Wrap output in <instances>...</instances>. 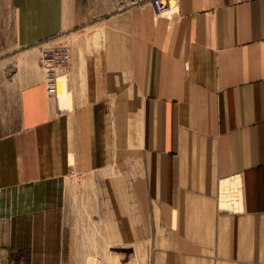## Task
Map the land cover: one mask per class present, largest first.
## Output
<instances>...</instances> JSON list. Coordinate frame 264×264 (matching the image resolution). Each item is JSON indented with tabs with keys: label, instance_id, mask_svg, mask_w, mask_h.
<instances>
[{
	"label": "crops",
	"instance_id": "1",
	"mask_svg": "<svg viewBox=\"0 0 264 264\" xmlns=\"http://www.w3.org/2000/svg\"><path fill=\"white\" fill-rule=\"evenodd\" d=\"M175 1L157 16L0 0V56L71 53L56 90L0 74V123L13 87L18 106L0 136V264H76L72 176L107 193L100 218L131 264H264V0Z\"/></svg>",
	"mask_w": 264,
	"mask_h": 264
},
{
	"label": "rangeland",
	"instance_id": "2",
	"mask_svg": "<svg viewBox=\"0 0 264 264\" xmlns=\"http://www.w3.org/2000/svg\"><path fill=\"white\" fill-rule=\"evenodd\" d=\"M64 45V44H63ZM70 49V48H69ZM70 53V50H69ZM36 55H28L26 61L10 58L4 54L0 56V74L3 77H11L14 72L20 71L22 68L25 72L33 76L37 71L43 72L45 76L46 90H50L48 85L54 86L57 89V82L55 81L56 74L66 72L68 75L71 71V53L68 63L61 64L54 72L49 70L47 72L45 67L41 65L40 57L35 50ZM63 78V77H62ZM1 83V82H0ZM67 88V82L64 83ZM1 87V84H0ZM16 89L12 88L11 104L7 105V114L0 123V136L14 131L18 127V106L16 102ZM52 95L55 92H49ZM9 100V98H7ZM9 102V101H7ZM1 120V117H0ZM68 197L75 206L72 209L73 216L71 218V246L76 264H131V256L128 250L127 242L125 245L118 244L115 237V225L112 222H107L106 217L100 218V215L105 214L103 209L106 206L107 193H102L100 186L95 185L94 182L86 183L85 178H78L72 176L68 179ZM68 201V198H67ZM68 203V202H67ZM4 225H0V232L4 235ZM124 246V247H122ZM92 254L94 256H87L85 254Z\"/></svg>",
	"mask_w": 264,
	"mask_h": 264
},
{
	"label": "built area",
	"instance_id": "3",
	"mask_svg": "<svg viewBox=\"0 0 264 264\" xmlns=\"http://www.w3.org/2000/svg\"><path fill=\"white\" fill-rule=\"evenodd\" d=\"M111 2L116 11H125L133 7L149 5L154 8L157 16L163 15L165 12L173 8L176 3L175 0H111ZM39 57L41 65L47 69V72H50L49 70L55 72V69H58L61 64L69 62L70 53L68 46L66 45L51 44L40 50ZM237 196V192L234 190L227 193V206L233 207L237 200Z\"/></svg>",
	"mask_w": 264,
	"mask_h": 264
},
{
	"label": "bare ground",
	"instance_id": "4",
	"mask_svg": "<svg viewBox=\"0 0 264 264\" xmlns=\"http://www.w3.org/2000/svg\"><path fill=\"white\" fill-rule=\"evenodd\" d=\"M165 14V13H164ZM163 14V15H164ZM45 70L47 71V69L45 68ZM57 70V68L55 69V71ZM54 75H56V78H57V76H58V73L56 74V72L54 73ZM46 76V80L48 81V74L47 75H45ZM55 78V79H56ZM50 86V85H49ZM226 184V183H225ZM227 185V184H226ZM226 185H224V186H222V194H221V206L224 208V207H226L227 206V203H228V199H227V194L225 193V188H227V186ZM236 190V189H235ZM238 195V194H237ZM239 197V196H238Z\"/></svg>",
	"mask_w": 264,
	"mask_h": 264
}]
</instances>
